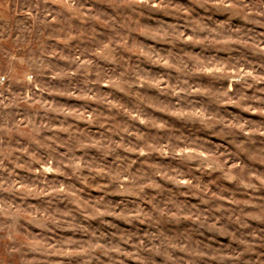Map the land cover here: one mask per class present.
I'll use <instances>...</instances> for the list:
<instances>
[{
	"label": "rangeland",
	"instance_id": "374dc122",
	"mask_svg": "<svg viewBox=\"0 0 264 264\" xmlns=\"http://www.w3.org/2000/svg\"><path fill=\"white\" fill-rule=\"evenodd\" d=\"M0 264H264V0H0Z\"/></svg>",
	"mask_w": 264,
	"mask_h": 264
}]
</instances>
